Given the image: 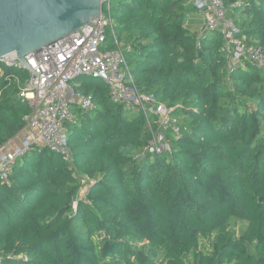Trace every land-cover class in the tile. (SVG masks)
<instances>
[{
  "label": "trees",
  "instance_id": "trees-1",
  "mask_svg": "<svg viewBox=\"0 0 264 264\" xmlns=\"http://www.w3.org/2000/svg\"><path fill=\"white\" fill-rule=\"evenodd\" d=\"M224 1L246 42L264 46V0ZM113 6L135 86L175 107L181 133L168 132L169 153L137 156L143 114L76 78L94 107L67 123L72 163L35 146L0 180V264H264V69H228L221 33L189 28L190 0ZM27 78L0 62V148L26 126Z\"/></svg>",
  "mask_w": 264,
  "mask_h": 264
},
{
  "label": "built area",
  "instance_id": "built-area-1",
  "mask_svg": "<svg viewBox=\"0 0 264 264\" xmlns=\"http://www.w3.org/2000/svg\"><path fill=\"white\" fill-rule=\"evenodd\" d=\"M101 11L90 19L93 25L81 27L57 38L24 56L23 64L12 52L2 57V62L28 72L19 95L31 108L26 126L18 134L17 143L0 152V180L10 183V174L16 160L35 146H43L59 153L72 163L68 145L67 123L75 121V108L88 112L94 107L89 95L76 90L73 81L90 76L105 82L113 103L123 104L129 110L143 114L150 133L139 157L166 154L171 151L168 132L181 133L174 115L175 107L159 101L154 94L141 92L127 64L126 51L121 46L114 28L112 0H100ZM202 21L201 32L217 30L221 33L226 66L231 69L248 60L264 69V46L249 44L239 28L228 16L224 0H190ZM238 5L240 2L237 3ZM114 47L109 50L107 37ZM17 135V136H18ZM85 193V191H84Z\"/></svg>",
  "mask_w": 264,
  "mask_h": 264
},
{
  "label": "water",
  "instance_id": "water-1",
  "mask_svg": "<svg viewBox=\"0 0 264 264\" xmlns=\"http://www.w3.org/2000/svg\"><path fill=\"white\" fill-rule=\"evenodd\" d=\"M102 8L100 0H0V62L24 56L81 27Z\"/></svg>",
  "mask_w": 264,
  "mask_h": 264
},
{
  "label": "rangeland",
  "instance_id": "rangeland-1",
  "mask_svg": "<svg viewBox=\"0 0 264 264\" xmlns=\"http://www.w3.org/2000/svg\"><path fill=\"white\" fill-rule=\"evenodd\" d=\"M113 4H114V0H112V13L114 14L115 9H114ZM191 15L194 16V15H195V12H194V13H191ZM113 22H114V21H113ZM107 44H108V46H106L105 49H109V50H111L112 47H111L110 45H112V38H111L110 35H108V37H107ZM121 46H124V47L126 48L128 45H127V44H124V42L121 41ZM128 51H129V50L126 51V54H127V55L129 54ZM127 59H128V57H127ZM133 112H136V110H133ZM80 183H81V185H83V186H82V188H81V190H80L79 195H80V196H83V195L85 194V193H84V191H85V190H84V187H85V185L87 184V179H85V178H83V177H80ZM241 227H242V224H240V223L233 224V228H234L235 230H239ZM200 246H201L202 248H208V241H207V240H202L201 243H200ZM187 259L189 260V258H187Z\"/></svg>",
  "mask_w": 264,
  "mask_h": 264
},
{
  "label": "crops",
  "instance_id": "crops-1",
  "mask_svg": "<svg viewBox=\"0 0 264 264\" xmlns=\"http://www.w3.org/2000/svg\"><path fill=\"white\" fill-rule=\"evenodd\" d=\"M187 19H188L187 23H188V26L191 29V31H194V32H200L201 31L202 21L198 17V15L196 14V12H195L194 16H192L190 14ZM20 136L21 135H18L16 137H14L12 140L8 141L3 147L0 148V152L8 149L11 145L17 143L18 140L20 139Z\"/></svg>",
  "mask_w": 264,
  "mask_h": 264
}]
</instances>
